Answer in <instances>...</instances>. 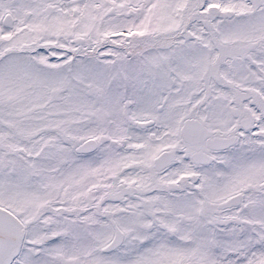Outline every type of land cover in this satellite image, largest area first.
Instances as JSON below:
<instances>
[{
    "label": "snow or ice",
    "instance_id": "1",
    "mask_svg": "<svg viewBox=\"0 0 264 264\" xmlns=\"http://www.w3.org/2000/svg\"><path fill=\"white\" fill-rule=\"evenodd\" d=\"M0 264H264V0H0Z\"/></svg>",
    "mask_w": 264,
    "mask_h": 264
}]
</instances>
